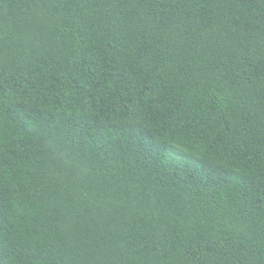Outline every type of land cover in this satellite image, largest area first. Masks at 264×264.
Here are the masks:
<instances>
[{
  "label": "trees",
  "instance_id": "16d2710c",
  "mask_svg": "<svg viewBox=\"0 0 264 264\" xmlns=\"http://www.w3.org/2000/svg\"><path fill=\"white\" fill-rule=\"evenodd\" d=\"M0 264H264V0H0Z\"/></svg>",
  "mask_w": 264,
  "mask_h": 264
}]
</instances>
